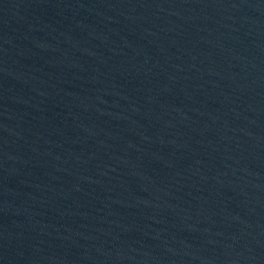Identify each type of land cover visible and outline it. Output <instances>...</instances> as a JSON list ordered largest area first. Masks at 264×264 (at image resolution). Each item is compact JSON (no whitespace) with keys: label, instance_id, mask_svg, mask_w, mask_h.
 Returning a JSON list of instances; mask_svg holds the SVG:
<instances>
[{"label":"water","instance_id":"water-1","mask_svg":"<svg viewBox=\"0 0 264 264\" xmlns=\"http://www.w3.org/2000/svg\"><path fill=\"white\" fill-rule=\"evenodd\" d=\"M0 264H264V0H0Z\"/></svg>","mask_w":264,"mask_h":264}]
</instances>
